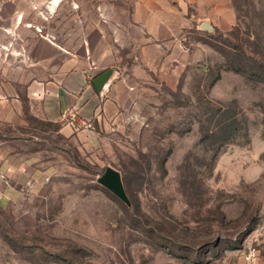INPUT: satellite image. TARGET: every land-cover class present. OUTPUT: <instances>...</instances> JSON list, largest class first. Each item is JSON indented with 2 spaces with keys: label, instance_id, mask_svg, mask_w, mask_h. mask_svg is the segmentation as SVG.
Wrapping results in <instances>:
<instances>
[{
  "label": "rangeland",
  "instance_id": "1",
  "mask_svg": "<svg viewBox=\"0 0 264 264\" xmlns=\"http://www.w3.org/2000/svg\"><path fill=\"white\" fill-rule=\"evenodd\" d=\"M82 1L42 5L35 30L80 50ZM225 5L190 6L176 44L148 59L139 29L86 26L118 55L96 76L124 80L86 121L42 115L32 28L0 32V264H236L250 245L264 264V0ZM108 167L129 202L98 182Z\"/></svg>",
  "mask_w": 264,
  "mask_h": 264
},
{
  "label": "crops",
  "instance_id": "2",
  "mask_svg": "<svg viewBox=\"0 0 264 264\" xmlns=\"http://www.w3.org/2000/svg\"><path fill=\"white\" fill-rule=\"evenodd\" d=\"M57 0H3L0 2V32L1 36L9 37L13 31L19 32L20 28H32V79L29 80V92L32 99L41 102L42 115L48 119H60V115L72 114L78 121H86L99 113L102 105L100 102L106 99L108 102L114 99L110 92L116 91L120 80L118 71L110 76L109 81L101 90H98L93 80L101 63L106 58L117 59L118 55L113 48L106 44L103 33L101 41L104 46L99 50L95 48L94 40L90 35H85L84 28L114 27L117 28V39L127 34L134 39L131 30H140V36L135 39L138 43L136 58H149L150 51L165 52V44H176L181 29L189 24L187 11L190 6L194 9L203 7L208 0H90L93 11L97 13V19L86 21L82 17L83 2L75 3L78 27H82L83 33L76 42H81V49L72 50L59 41L54 35H46L43 30L36 31L40 25L36 22L40 8L45 5L48 11L56 7ZM207 1V2H206ZM210 3L212 0H209ZM227 8V0H226ZM200 17L195 14L194 18ZM27 18V19H26ZM130 29V30H129ZM103 32V30L101 29ZM0 41V45L5 47ZM71 41V38L66 42ZM134 41V42H135ZM87 44V46L85 45ZM17 55H21L16 50ZM114 62L109 66H114ZM117 100L118 98L115 97ZM52 103L53 107L50 106Z\"/></svg>",
  "mask_w": 264,
  "mask_h": 264
},
{
  "label": "water",
  "instance_id": "3",
  "mask_svg": "<svg viewBox=\"0 0 264 264\" xmlns=\"http://www.w3.org/2000/svg\"><path fill=\"white\" fill-rule=\"evenodd\" d=\"M201 27L202 29L208 30V31L214 30V28L208 21H205L201 25ZM112 72H113L112 69L105 70L104 72L100 73L94 78L93 83L98 90H101L104 87V85L109 81L110 76L112 75ZM98 182L102 184L104 187H106L113 194L121 198L123 201L129 202V198L126 193V190H125V187L122 181V177L117 170L111 167H108L105 170L104 174L98 178ZM263 224H264V215H263Z\"/></svg>",
  "mask_w": 264,
  "mask_h": 264
},
{
  "label": "built area",
  "instance_id": "4",
  "mask_svg": "<svg viewBox=\"0 0 264 264\" xmlns=\"http://www.w3.org/2000/svg\"><path fill=\"white\" fill-rule=\"evenodd\" d=\"M236 264H259V250L256 246L250 245L242 254L241 261Z\"/></svg>",
  "mask_w": 264,
  "mask_h": 264
}]
</instances>
